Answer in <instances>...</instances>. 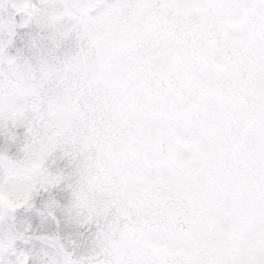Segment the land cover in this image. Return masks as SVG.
Listing matches in <instances>:
<instances>
[{"label": "snow or ice", "instance_id": "1", "mask_svg": "<svg viewBox=\"0 0 264 264\" xmlns=\"http://www.w3.org/2000/svg\"><path fill=\"white\" fill-rule=\"evenodd\" d=\"M0 264H264V0H0Z\"/></svg>", "mask_w": 264, "mask_h": 264}]
</instances>
